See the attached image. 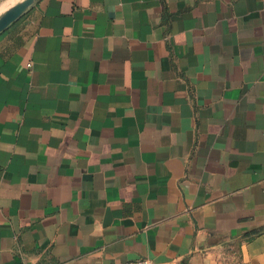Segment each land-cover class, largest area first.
Listing matches in <instances>:
<instances>
[{
    "label": "crops",
    "instance_id": "0c3cea01",
    "mask_svg": "<svg viewBox=\"0 0 264 264\" xmlns=\"http://www.w3.org/2000/svg\"><path fill=\"white\" fill-rule=\"evenodd\" d=\"M143 257L264 264V0H38L0 32V264Z\"/></svg>",
    "mask_w": 264,
    "mask_h": 264
},
{
    "label": "water",
    "instance_id": "95a60500",
    "mask_svg": "<svg viewBox=\"0 0 264 264\" xmlns=\"http://www.w3.org/2000/svg\"><path fill=\"white\" fill-rule=\"evenodd\" d=\"M37 1L38 0H19L4 12L0 13V32L17 21Z\"/></svg>",
    "mask_w": 264,
    "mask_h": 264
},
{
    "label": "built area",
    "instance_id": "2783aa9c",
    "mask_svg": "<svg viewBox=\"0 0 264 264\" xmlns=\"http://www.w3.org/2000/svg\"><path fill=\"white\" fill-rule=\"evenodd\" d=\"M31 65V64H29ZM123 264H154L153 260L148 257H143L135 260H127Z\"/></svg>",
    "mask_w": 264,
    "mask_h": 264
},
{
    "label": "rangeland",
    "instance_id": "374dc122",
    "mask_svg": "<svg viewBox=\"0 0 264 264\" xmlns=\"http://www.w3.org/2000/svg\"><path fill=\"white\" fill-rule=\"evenodd\" d=\"M4 1V0H3Z\"/></svg>",
    "mask_w": 264,
    "mask_h": 264
}]
</instances>
